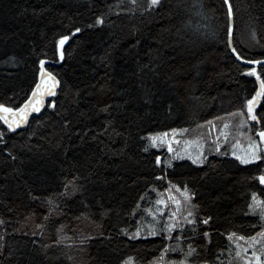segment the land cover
Segmentation results:
<instances>
[{"label":"trees","instance_id":"1","mask_svg":"<svg viewBox=\"0 0 264 264\" xmlns=\"http://www.w3.org/2000/svg\"><path fill=\"white\" fill-rule=\"evenodd\" d=\"M117 3L118 0H0V102L14 107L23 103L38 78L41 58L49 61L45 67L59 73L61 79L57 95L48 100L56 101L55 109L47 106L26 128L14 132L0 122L11 150L9 155L5 144H0V217L8 221L0 227V234L5 235L0 243L6 247L0 264H120L125 257H133L136 264H150L159 257L165 243L175 245L176 241L166 240L163 234L133 239L122 230L130 233L147 222V209L158 192L169 187V180L181 187L187 184L196 193L193 203L199 205V220L212 218L207 225L185 223L183 230L173 233L175 236L182 232L185 239L180 244L185 251L189 244L196 248L190 264L204 260L209 264H235L230 262L234 253L229 250L228 234L250 237L264 225L246 207L252 192L264 199V185L258 180L264 174V161L245 165L229 155L213 154L203 165L183 159L162 171L165 165L154 161L163 151L151 147L147 139L149 134L195 128L217 117L228 119L224 114L241 108L259 87L256 78L247 75V66L238 62L228 47L223 0H163L161 7L143 15L139 8L147 7V0H139L135 14L117 15ZM231 3L237 51L245 59L264 56V0ZM108 5L114 9L110 15ZM198 10L202 15L196 14ZM101 14L112 23L106 19L104 25L85 27L94 25L95 17ZM188 19L193 27L185 29L182 25ZM197 22L207 28L196 31ZM74 27L82 31L73 36L70 29ZM134 29L140 30L139 58L127 51L133 43L129 33ZM164 29L172 34L168 37L172 47L162 50L165 64L161 71L183 69L187 81L182 83L190 86L186 91H170L166 103L146 107L138 89L136 65L138 61L145 62L141 59L145 52L157 46L153 37ZM60 35L70 37L64 46L63 61L55 49ZM109 48L113 53L112 68L106 69L100 57ZM12 55L17 61L5 62ZM257 71L264 78L260 66ZM153 84L157 94L166 86L163 76ZM76 90H80L78 99L72 95ZM103 102L123 106L113 111L116 132L123 135L100 131L103 121L110 118L99 112ZM167 103L172 105L171 112ZM257 114L264 115V98L257 105ZM66 117L71 126H64ZM145 147L149 148L147 152ZM76 172L86 177L82 183L87 187V201L93 204L91 220L71 219L82 210L77 196L66 201V217L49 222L44 237L32 236L46 208L29 198V190H35L34 194L55 193L61 190L62 179ZM159 176L166 179L158 180ZM95 202L111 212L101 216ZM29 212L35 213L34 222L25 224ZM61 222L68 225L69 236L93 238L84 245L69 246L65 242L48 249L45 255L40 246L56 238L54 228ZM14 228L19 230L13 232ZM204 232L209 236L204 237ZM69 256L72 259H67ZM181 256L170 252L165 258L179 260Z\"/></svg>","mask_w":264,"mask_h":264},{"label":"snow or ice","instance_id":"2","mask_svg":"<svg viewBox=\"0 0 264 264\" xmlns=\"http://www.w3.org/2000/svg\"><path fill=\"white\" fill-rule=\"evenodd\" d=\"M129 5L128 7H124V4ZM163 0H147V7L139 8L141 15L148 13L150 11H155L159 7L162 6ZM223 4L226 8V35L228 37L227 44L230 48L231 53L235 56L238 61L244 62L247 66L245 71L247 75L254 76L256 80L259 82V87L255 90V94L251 96V98H246L243 101V105L241 108L236 109L233 112H227L224 115L229 118L238 117V121L233 124L232 119L224 120L219 129V135L212 137L213 146L215 151L220 155H228L229 152H221L220 151V143L221 139L227 144L229 143V136L231 135V129L233 127L240 129H247V131H240V136H243L246 141V147L241 146L240 140L237 139L235 143L231 144L232 151L230 154L236 157L237 160L240 161L241 164H250L255 161H264V115L257 114V105L260 104L261 99L264 98V78L261 77V73L257 71L256 66H260L261 70L264 71V56L256 59H245L244 56L237 51L236 47L232 45V35L234 29V17L235 13L233 11V6L231 0H223ZM119 8V12L116 13L119 15L120 13L126 14H135L137 8L139 7V0H118L116 5ZM109 15L113 12V7L111 5L107 6ZM200 8H203V5L200 4ZM197 15H202V12L199 10L196 13ZM108 19V23H112V21L103 14L95 17L94 25H86L85 27H93L100 26L105 24V20ZM183 28L188 29L193 27L191 19H188L182 25ZM200 28H207V25H202L197 22L196 31H199ZM82 31L81 27H74L70 29L71 34L74 36L76 33H80ZM139 29H134L129 33L132 37L133 43L128 45L127 51H130L134 54V57L139 58L140 54L138 48L141 44V40L139 37ZM171 32L168 29H164L163 32L158 33L153 40L156 42L155 48H149L144 56L141 58L145 62H137L136 72L138 73V89L141 91V100L146 107H152L153 105L160 102H168L169 92L174 91L178 92L179 90H187L190 86V83H182V81H187V77L183 75V69L176 68L170 69V72H162L161 68L165 64V61L162 56V50L166 48H171L172 44L168 43V37L171 36ZM176 35H180V30H177ZM253 39H255L256 33L253 31L252 33ZM70 39L69 35H60L58 39L55 40V49L56 56L60 61H63L65 58L64 46L65 43ZM177 41L174 39L173 43ZM194 43V42H193ZM112 50L109 48L106 50L102 56L100 57V63L106 68H112ZM174 60V58H171ZM17 61V57L15 55L9 56L5 62L15 63ZM49 63L46 59H39L38 65V78L34 81V86L30 89V94L23 100V103L19 104V106H11L5 103L0 102V122L7 126L8 131H16L21 128L23 125H27L29 123V116L32 113H39L42 108L45 107V97H54L57 95V88L61 86V79L59 78V73H54L49 71L45 65ZM163 76V82L165 83V88L159 90L157 92L153 91L154 84L153 81L159 77ZM106 77L108 80L111 79V76ZM147 77V79H145ZM171 81V84L167 82ZM101 89L106 87L105 84L100 85ZM110 90V89H109ZM64 91V87H61V92ZM123 91V90H122ZM72 95L75 98H79L80 90H76ZM128 101H125L127 104ZM48 107L55 109L57 107L56 101L51 100ZM123 106L121 105H113L111 103L103 102L102 107L99 108V112L107 114L109 119L103 121L100 131L103 134H114V135H123V133L116 132V118L113 116V111L115 109H119ZM168 111L171 112L172 105L171 103H167ZM215 119H223L222 117H217ZM255 122V125L252 123ZM39 123V122H38ZM71 120L67 117L63 120L64 126H71ZM207 125H210L209 134H211L212 130L216 128L213 120L205 121ZM197 127H201L198 125ZM173 134V138L175 134L180 131L182 133H187L188 129H170L169 130ZM35 133H33L34 135ZM6 135L5 131L0 130V144H5L4 150L11 155V150L7 147L4 137ZM169 132H158L149 134L147 137L151 147H163L167 145V151L169 153H173V155L164 161L165 169L172 167L173 160L183 159L184 155H188V158L192 160L194 164L203 165L207 159L204 155V144L207 143L203 137H197L193 141H185L184 148L181 151H176L172 147V140L168 139ZM93 139H97V136H93ZM203 141V142H202ZM179 143V141H177ZM194 144L196 147V154L192 155L187 152L189 145ZM242 148L240 154L237 153L236 149ZM145 152L149 150L148 147L143 149ZM183 153V154H182ZM12 159H16V157H11ZM154 163L156 165L161 164V157L157 155L155 157ZM157 179H166L165 176H159ZM259 183L264 185V174L259 175L258 177ZM82 181H86V177L79 174V172L71 174L70 178L65 176L60 183V191L55 193H49L48 195L43 194H34L35 190L30 189L28 192V196L32 201L39 202L46 208V213L41 217L40 223L35 224V229L31 231L32 236H40L44 237L49 222L56 219V217H66L68 215L67 203L69 199H75L77 196L80 197L78 201L80 209L79 215L73 216L72 220H80L81 217H84L88 220H91L93 204H90L87 201V197L85 193L87 192V187L85 183ZM169 187L165 189V192L168 193L167 198L161 196V198L155 201L156 207L147 209L148 215L152 217V223L147 224L146 226H137L135 231L132 233H127L126 229H123L126 234L130 235L133 239L139 237L146 231V234L149 236H156L163 234L166 240H175V245H171L168 243L164 244L163 249L159 257L154 258L150 264H190V257H193L196 252V248H194L191 244L188 245L187 250L181 246L180 241L185 239L181 232L180 235H173L177 230H183L185 227V223L189 225L195 226L198 222L204 225H207L209 221L212 219L210 216L199 220L198 218V209L199 205L193 203V199L196 193L191 190L187 184H184L181 187L178 184H173L171 180L168 181ZM173 191L179 193V196L173 195ZM144 199V197H141ZM169 202L172 206H174V210H169L167 214L166 220L159 219L161 213L164 212V207L169 206ZM96 206L101 210V216L109 214L111 209H105L103 205L99 204V202H95ZM164 206V207H161ZM247 212L258 216L261 222H264V199H260L257 196V193L252 192L250 202L246 205ZM11 211V209H10ZM35 216L34 212H29V214L24 218V223L27 224L29 221H33ZM180 217V220H177V217ZM183 221V222H181ZM34 222V221H33ZM8 221L3 217H0V227L7 224ZM19 229H13V232L18 231ZM75 233V228L72 229ZM192 231H195L193 227ZM54 233L56 238L51 241V243L42 244L40 247L47 254L48 249L52 247H58L65 242L68 243L69 246L76 245H84L88 240H91L92 236H69L68 235V225L66 223H59L54 228ZM29 233L25 232L24 235H28ZM102 235V233H101ZM204 237H208L209 233L204 232ZM228 238L232 240L236 244V248L238 251L236 252V256L240 257L245 261V264H252V261L255 260V264H264V259L261 257L264 256V225H262L261 230L256 232L255 235L250 237L239 236L237 237L235 233H229ZM5 235L0 234V242L4 241ZM247 240L251 243L249 247L253 250L251 255H246L248 252L247 248H242L239 241ZM35 243V241H33ZM260 244V253L261 255H257L255 245ZM6 250V247L3 243H0V255ZM181 253L182 256L179 260H165V256L168 253ZM242 252L245 254L242 256ZM9 255H12V252L9 250ZM67 259H72V257H67ZM219 260V257H217ZM120 264H136L133 257H125L120 261ZM201 264H209L207 260L201 261Z\"/></svg>","mask_w":264,"mask_h":264},{"label":"rangeland","instance_id":"3","mask_svg":"<svg viewBox=\"0 0 264 264\" xmlns=\"http://www.w3.org/2000/svg\"><path fill=\"white\" fill-rule=\"evenodd\" d=\"M228 119H232L233 124H235L238 121L239 118L238 117H235V118H228ZM228 119L227 118H224V119L213 120V122L216 125V128L212 130L211 134H209V129H210L211 126L210 125H207V124H202V125H200L201 127H195V128H179V129H188V131H187V133H182V132L178 131L175 134V137L174 138H173V134L170 131H168L169 132L168 139H171L172 140V147L176 151H181L184 148L185 141H193L197 137H203L204 140L207 141V143L204 144V149H205L204 155L208 159V157L210 155L218 154L215 151V148L213 146L212 137H214L216 135H219L220 126L222 125V123L224 122V120H228ZM240 131H245L246 132L247 129L245 128V129L238 130L237 128L233 127L231 129V135L229 136V143L226 144L223 141V139H221V143H220V151L221 152L227 151V152H229V154H228L229 156L234 157V156H232L230 154V152L232 151L231 144L232 143H235V141L237 139L240 140L241 146L246 147V141H245V139H244L243 136H240V134H239ZM177 141H179V143H177ZM149 145H150V143H149ZM153 148H155L157 150H160V151H163V155L160 156L161 157V165L164 164V161H166L167 159H169L173 155V153H169L167 151V145H165L163 147H153ZM236 151H237L238 154H240L241 151H242V148H237ZM187 152L190 153V154H192V155H195L196 154V147H195V145L194 144L189 145V147L187 149ZM234 158H236V157H234ZM183 159H187V160H189V161L192 162V160L188 158V155H184V158ZM183 159H179V160H183ZM175 161H178V160H173L172 163H174ZM197 165H200V164H197ZM173 195L179 196V193H176L175 191H173ZM161 196H163L164 198H167L168 193L165 192V191L158 192L156 200L159 199V198H161ZM155 201H153V203L151 204V207L150 208H153L154 209L156 207ZM161 207H164V206H161ZM170 209L171 210H174V206H172L171 203L169 202V206L168 207H164V212L161 213L159 219H161L162 221L163 220H166L167 214H168V212H169ZM177 220H180V217L179 216L177 217ZM146 221L147 222L145 224H143L142 226H146L147 224L152 223V217L150 215H148V218H147ZM181 222H183V221H181ZM135 229H133L130 233L134 232ZM141 236H148V235L146 234V231H145L144 233H142ZM141 236H139V237H141ZM237 237H239V236H237ZM229 242H230V249L229 250L232 249L231 251H233V253H234V255L231 257L230 262L233 261L235 264H245V261L243 259H241L240 257H237L236 256V252L238 251V249L236 248V244L232 240H230V239H229ZM239 243H240V245H241L242 248H247L248 249V252H247L246 255L250 256L251 255V252L253 250L251 247H249V244L251 242L250 241H247V240H241V241H239ZM260 248H261V245L260 244H256L255 245V249H256L257 255H261ZM243 255H245V254L242 252V256ZM261 258L264 259V256H262ZM165 260H166V258H165ZM252 264H255V260L252 261Z\"/></svg>","mask_w":264,"mask_h":264},{"label":"water","instance_id":"4","mask_svg":"<svg viewBox=\"0 0 264 264\" xmlns=\"http://www.w3.org/2000/svg\"><path fill=\"white\" fill-rule=\"evenodd\" d=\"M234 28H235V19H234ZM231 39H232V45L235 47V45H234V29H233V35H232ZM238 62H240L242 65L246 66V65L244 64V62H242V61H238ZM256 67H258V66H256ZM58 89H59V86H58L57 90H58ZM49 98H50V97H45V107L42 108L41 111H40L39 113H32V114L29 116V123L31 122V120H32L35 116H37V115L43 113V112L46 110L47 105H48V100H49ZM29 123H28L27 125H23V126H21V128H19V129H24V128H26V127L29 125ZM19 129H17V130H19Z\"/></svg>","mask_w":264,"mask_h":264},{"label":"bare ground","instance_id":"5","mask_svg":"<svg viewBox=\"0 0 264 264\" xmlns=\"http://www.w3.org/2000/svg\"><path fill=\"white\" fill-rule=\"evenodd\" d=\"M146 143H148V142H146Z\"/></svg>","mask_w":264,"mask_h":264}]
</instances>
